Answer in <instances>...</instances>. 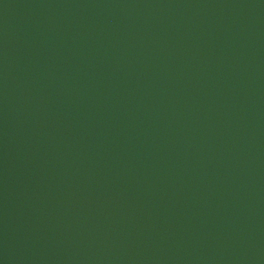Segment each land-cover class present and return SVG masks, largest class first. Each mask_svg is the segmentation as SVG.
Returning <instances> with one entry per match:
<instances>
[{"label":"water","instance_id":"water-1","mask_svg":"<svg viewBox=\"0 0 264 264\" xmlns=\"http://www.w3.org/2000/svg\"><path fill=\"white\" fill-rule=\"evenodd\" d=\"M0 264H264V0H0Z\"/></svg>","mask_w":264,"mask_h":264}]
</instances>
